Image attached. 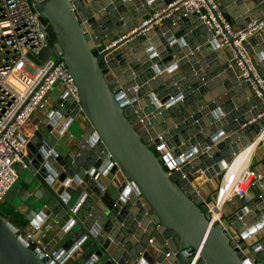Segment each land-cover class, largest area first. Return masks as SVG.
<instances>
[{"label":"water","instance_id":"obj_1","mask_svg":"<svg viewBox=\"0 0 264 264\" xmlns=\"http://www.w3.org/2000/svg\"><path fill=\"white\" fill-rule=\"evenodd\" d=\"M30 1L55 62L74 81L87 126L74 136L79 108L58 100L30 136L21 135L24 170L7 193L23 187L24 212L12 203L11 212L32 225L55 216L63 227L58 249L47 246L57 255L43 258L0 215V264H249L245 255L264 262V234L248 242L264 230V188L249 189L241 208L222 216L227 232L180 179L198 172L212 179L264 142V94L257 99L236 77L200 19L204 10L184 17V0ZM141 8L148 25L137 22ZM219 9L231 26L257 29L243 48L264 81V0H219ZM158 136L181 172L162 168L152 150Z\"/></svg>","mask_w":264,"mask_h":264},{"label":"built area","instance_id":"obj_2","mask_svg":"<svg viewBox=\"0 0 264 264\" xmlns=\"http://www.w3.org/2000/svg\"><path fill=\"white\" fill-rule=\"evenodd\" d=\"M180 7L184 10L182 14L184 17L204 10L200 19L212 38L217 40L219 48L233 60L232 68L236 77L244 80L256 98L262 101L264 81L257 75L250 56L243 48L244 42L257 29L252 28V25L234 29L219 9L216 0H184ZM158 16L159 12H156L153 18L157 19ZM150 20H145L143 24L148 25ZM161 21L162 19H158L155 24H160ZM228 37L233 38V49ZM46 46L44 26L34 9V4L30 0H0V205L10 188L19 180L16 166L22 164L21 155L25 148L21 141L22 127L33 114L46 111L50 104L48 93L54 85L57 84L61 89L58 98L61 101L59 107L62 108L63 103L67 102L71 112L79 108L77 88L62 61L56 63L55 59H49L37 67L32 74L25 71L29 66L26 55L30 53L37 56ZM63 93L65 97H62ZM79 118L87 124L80 108L76 119ZM65 137L69 140L73 139L67 128ZM157 141L159 145L153 144L152 150L166 174L170 176L181 172L183 164L179 163L173 150L160 136L157 137ZM238 157L235 155L221 174L219 194L214 203L207 202L200 195L199 189L193 181H190V175L181 173L180 178L187 180L196 194L202 197L203 202L207 204L212 222L221 224L222 229L227 232L229 228L222 219L223 207L234 200L242 199L249 189L257 186L261 178L249 166L248 161L242 162L240 159L237 161ZM110 158L111 156L107 154V159ZM123 184L130 187L127 181ZM57 224V220L46 224L42 222L31 224L29 228L20 230L19 236L27 245L38 248L43 258L52 259L57 252L47 251L46 241ZM151 242L152 240L149 241ZM235 248L244 249L236 238ZM245 260L249 264H264L246 255Z\"/></svg>","mask_w":264,"mask_h":264},{"label":"crops","instance_id":"obj_3","mask_svg":"<svg viewBox=\"0 0 264 264\" xmlns=\"http://www.w3.org/2000/svg\"><path fill=\"white\" fill-rule=\"evenodd\" d=\"M216 2L219 5V0H216ZM140 10H141V12L139 13V19L137 20L138 23L143 22L149 18V15L146 12V10H144L143 8H141ZM136 11H138V10H136ZM225 16L227 17V20L230 22L229 17L226 14H225ZM237 18H239V15ZM242 27H243V25L239 26V27L233 26L234 29H239ZM60 95H61V89L58 85L55 89L50 90V92L48 93V98L50 100L49 107L44 112L33 114L26 121L24 126L22 127L21 135L30 136L32 131L35 130L36 128H38L39 123L44 118V116L48 112V110L58 101V98ZM261 116L262 115H259V117H261ZM252 123H253V121H249L245 125H242L241 128H243L244 126H247L249 124H252ZM86 126H87V124L83 123L79 118V119H76V125L74 124L72 127H73L74 131L78 132L79 130L84 131ZM239 159L242 162L248 161L249 166L261 176L260 179H264V142L263 141H260L253 150H251V151L246 150L243 153H241L239 155V157L237 158V161ZM237 161H236V163H237ZM239 164H240V161H239ZM16 167H17L18 174L20 175V173L23 172V170H24V166L22 164H20V165L18 164ZM189 179H190V181H193V184L199 189L200 195L207 202H212V198L215 196V193H217L219 191V185L221 182V174L215 176L212 179H207L203 176V174L201 172H198L196 175L190 176ZM17 183L20 184V179L18 180ZM263 188H264V185L260 186V184L258 182L257 186L254 187L252 190L254 191L255 194H258V193L262 192ZM23 193H24L23 187H20L19 185L16 184L15 187H13V191L10 192L9 194L7 193V196L5 198L6 200L3 199V202L0 205V208L3 207L5 209H8L7 210V216L2 217L3 220L10 221L19 230H24V229L29 228L31 226V224L24 221L19 214L13 215V212H11L10 204L12 203L16 208H19L24 212V210L22 209L23 202L19 200V197L22 196ZM106 199H107L106 200L107 205L109 207H111V205H113V203L111 202V200H109V198H106ZM239 201L240 200H234L233 202L226 204L223 207V211H222L223 216H229V215L233 214L234 212H236L237 210H239L241 208ZM0 215H1V213H0ZM53 220H57V218L55 216H50V217H47L46 219H44V221L42 223H45V224L50 223ZM62 227H63V223L61 221H59L58 224L54 227L53 231L48 236L47 241H46V246H53L54 250L58 249L59 244L56 243L55 241L58 240V237L62 232ZM263 234H264V230L259 231L257 235H253L251 238H249L248 242L249 243L255 242Z\"/></svg>","mask_w":264,"mask_h":264},{"label":"rangeland","instance_id":"obj_4","mask_svg":"<svg viewBox=\"0 0 264 264\" xmlns=\"http://www.w3.org/2000/svg\"><path fill=\"white\" fill-rule=\"evenodd\" d=\"M26 56H27V59L29 61V66L26 67L25 71L29 74H32L37 67H40L42 64L47 62L49 59H55L53 57L54 56L53 51L51 49H49L47 46L37 56L30 54V53H28ZM56 87H57V84L54 85L52 90L55 89ZM72 126L70 128V131L74 134V136H76L79 131L78 132L74 131ZM110 193H113V191H111ZM7 210L8 209H5L3 207L0 208V213H1L2 217L7 216Z\"/></svg>","mask_w":264,"mask_h":264},{"label":"bare ground","instance_id":"obj_5","mask_svg":"<svg viewBox=\"0 0 264 264\" xmlns=\"http://www.w3.org/2000/svg\"><path fill=\"white\" fill-rule=\"evenodd\" d=\"M239 155H240V154H239ZM239 155H238V156H239ZM194 175H196V174H194ZM194 175H190V176H194ZM190 176H189V177H190Z\"/></svg>","mask_w":264,"mask_h":264}]
</instances>
